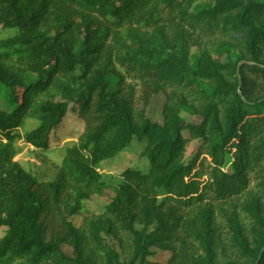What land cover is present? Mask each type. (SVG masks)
I'll return each mask as SVG.
<instances>
[{"label":"trees","instance_id":"16d2710c","mask_svg":"<svg viewBox=\"0 0 264 264\" xmlns=\"http://www.w3.org/2000/svg\"><path fill=\"white\" fill-rule=\"evenodd\" d=\"M0 27L23 63L0 52V264H264V0H0ZM70 102L83 129L39 181L17 141L49 147ZM133 135L148 170L106 182Z\"/></svg>","mask_w":264,"mask_h":264},{"label":"rangeland","instance_id":"374dc122","mask_svg":"<svg viewBox=\"0 0 264 264\" xmlns=\"http://www.w3.org/2000/svg\"><path fill=\"white\" fill-rule=\"evenodd\" d=\"M17 30L16 27H8L1 29L0 27V40L4 39ZM8 52V56L5 57L10 65L18 68L22 67L21 61H17L20 55L16 48L0 47V52ZM26 77L31 79L34 77L32 73H27ZM0 84V88H1ZM137 93H140L138 91ZM162 96H154L148 106V113L154 119H160L159 108L162 103ZM3 103L0 97V105ZM186 120L197 121V118L190 116L186 112H182ZM37 124L36 119H28L19 128L21 134L31 129ZM83 121L77 116V105L72 102L69 103L66 114L63 119L53 128L49 136V147L46 149H39L33 147L30 143L26 142L22 137L17 141V153L14 157L20 165L26 170L33 173L39 181L41 180H53L57 166L60 164L63 157L66 146L73 143L79 133L83 129ZM185 136H188L187 132H184ZM146 139L142 135H133L130 143L125 146L117 154L102 159L98 163V169L102 173V177L106 182L117 183L120 181L119 173L129 167L132 169H138L142 172H146L149 168V160L147 157V151L145 148ZM196 147V140L190 139L187 143L186 155H190ZM109 193H113L112 189H108ZM107 202V196L93 194L89 200L86 201L87 213H98L102 210V206ZM82 221V215L75 217V222L80 225ZM5 226H0V236L4 233ZM63 248L70 252V247L63 245ZM166 251H159L156 256V260L164 258Z\"/></svg>","mask_w":264,"mask_h":264}]
</instances>
